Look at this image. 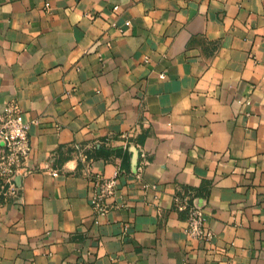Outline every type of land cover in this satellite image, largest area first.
<instances>
[{
	"label": "crops",
	"instance_id": "0c3cea01",
	"mask_svg": "<svg viewBox=\"0 0 264 264\" xmlns=\"http://www.w3.org/2000/svg\"><path fill=\"white\" fill-rule=\"evenodd\" d=\"M8 102L31 171L0 264H264V0H0Z\"/></svg>",
	"mask_w": 264,
	"mask_h": 264
},
{
	"label": "built area",
	"instance_id": "2783aa9c",
	"mask_svg": "<svg viewBox=\"0 0 264 264\" xmlns=\"http://www.w3.org/2000/svg\"><path fill=\"white\" fill-rule=\"evenodd\" d=\"M28 128L29 125L23 121L20 108L15 102H8L2 107L0 110V201L2 202H21L20 187L16 184L15 177L26 175L31 171L27 165L31 153ZM92 178L90 204L96 216H103L111 208L106 199L114 195L116 175L110 178L94 175ZM142 187L147 189L148 185L144 184ZM176 209L186 212L185 233L189 237L198 240L211 237V233L205 228L200 208L177 202Z\"/></svg>",
	"mask_w": 264,
	"mask_h": 264
},
{
	"label": "water",
	"instance_id": "95a60500",
	"mask_svg": "<svg viewBox=\"0 0 264 264\" xmlns=\"http://www.w3.org/2000/svg\"><path fill=\"white\" fill-rule=\"evenodd\" d=\"M131 152H132L131 164H132V167L135 168L137 165L138 151L135 147H132Z\"/></svg>",
	"mask_w": 264,
	"mask_h": 264
},
{
	"label": "trees",
	"instance_id": "16d2710c",
	"mask_svg": "<svg viewBox=\"0 0 264 264\" xmlns=\"http://www.w3.org/2000/svg\"><path fill=\"white\" fill-rule=\"evenodd\" d=\"M1 200V199H0Z\"/></svg>",
	"mask_w": 264,
	"mask_h": 264
}]
</instances>
